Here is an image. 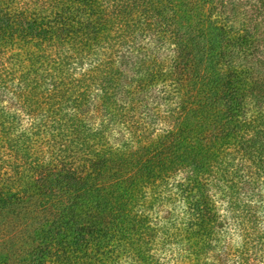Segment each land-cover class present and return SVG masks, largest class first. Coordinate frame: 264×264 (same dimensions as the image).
<instances>
[{"label":"trees","instance_id":"trees-1","mask_svg":"<svg viewBox=\"0 0 264 264\" xmlns=\"http://www.w3.org/2000/svg\"><path fill=\"white\" fill-rule=\"evenodd\" d=\"M229 2L0 0V264H264V15Z\"/></svg>","mask_w":264,"mask_h":264},{"label":"rangeland","instance_id":"rangeland-1","mask_svg":"<svg viewBox=\"0 0 264 264\" xmlns=\"http://www.w3.org/2000/svg\"><path fill=\"white\" fill-rule=\"evenodd\" d=\"M228 2L230 0H218ZM264 3V0H232L233 7L227 6V8H221L220 4L217 6V9L212 10V14L214 15H237L239 17L244 14L261 17L264 15V9L258 6V2ZM210 11V10H209ZM260 15V16H259ZM264 27V26H262ZM165 108L162 106V109Z\"/></svg>","mask_w":264,"mask_h":264}]
</instances>
